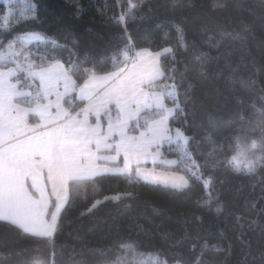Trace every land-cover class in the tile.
I'll return each instance as SVG.
<instances>
[{"label": "trees", "instance_id": "16d2710c", "mask_svg": "<svg viewBox=\"0 0 264 264\" xmlns=\"http://www.w3.org/2000/svg\"><path fill=\"white\" fill-rule=\"evenodd\" d=\"M31 3L35 12L24 15L36 18L17 22L21 5L0 0V17L14 10L11 27L0 29V40L7 44L28 32L56 40L60 47L37 43L31 57L37 63L44 55L102 74L128 64L116 54L129 36L135 45L129 57L139 49L159 52L172 47L174 57L166 54L162 61L167 68L177 69L178 81L183 75L180 100H185V89L188 95L184 113H177L170 126L194 137L190 150L213 183L206 188L192 179L189 187L175 190L135 175L97 177L94 184L100 195L91 186L87 197L73 194L51 241L0 221V264H135L149 253L167 259L168 264H264V167L246 175L227 163L234 154L235 137L258 138L259 130H251L264 119L257 112L264 109V0H144L130 13L128 0ZM122 12L134 17L126 26L115 19ZM236 33L240 39L232 38ZM114 55L119 62L115 67ZM197 56L205 59L197 61ZM74 78L79 84L86 76L76 73ZM165 82L171 83L160 81ZM166 103L172 106L171 101ZM210 118L232 123L213 129ZM208 135L212 142L205 139ZM161 149L164 158H176L167 145ZM153 166L179 171L163 163ZM127 192L132 195L86 211L95 199ZM121 245L133 246L143 257L125 256Z\"/></svg>", "mask_w": 264, "mask_h": 264}, {"label": "snow or ice", "instance_id": "6c2138e0", "mask_svg": "<svg viewBox=\"0 0 264 264\" xmlns=\"http://www.w3.org/2000/svg\"><path fill=\"white\" fill-rule=\"evenodd\" d=\"M5 2L21 5L17 22L36 18L24 15L29 10L35 12L36 5L31 0ZM143 3L144 0H128L129 13ZM13 12L10 8L8 15L0 17V29L11 27ZM129 13L122 12L115 19L126 26L127 20L134 18ZM247 30L245 25L244 31ZM232 38L241 37L236 33ZM36 42L60 47L56 40L35 32L15 36L7 44L0 40V221L34 238L51 241L59 229L62 211L73 194L83 193L87 197L91 186L93 193L99 196L100 190L94 181L106 174H119L129 179L135 175L175 190L189 187L192 179L201 181L206 188L212 185V178L205 177L204 166L190 150L194 137L186 135L181 127L170 126L177 113H184L182 105L187 102L188 95L185 89V100H180L183 75L178 81L177 69L167 68L162 61L166 54L174 57L172 47L155 53L140 49L131 67L125 63L115 71L97 74L95 68H80L76 63L66 64L55 58L48 60L44 55L37 63L30 51V46ZM134 46L129 36L125 47L116 55L127 61L130 59L128 52ZM116 55L113 56L114 67L119 63ZM204 59L196 57L197 61ZM76 73L86 76L83 83L78 84L74 78ZM162 80L171 83H160ZM60 86L63 91L59 90ZM67 97L74 98L66 101ZM77 101L84 107L74 111ZM166 101H171L172 106ZM257 112L264 117V109H257ZM90 117H95L94 124ZM230 123L231 120L209 119L213 129ZM256 130L260 132L256 139H250L247 134L235 137L234 154L227 160L233 171L252 175L258 167H264V119L251 131ZM130 131L138 135H130ZM205 139L212 142L211 135ZM165 145L176 154L175 159L164 158L160 149ZM105 152L114 154L104 155ZM121 155L123 166H110L118 164ZM147 160L175 166L179 171L158 173L155 169H142L139 165ZM131 195L127 192L103 196L95 199L86 211L91 213L104 201ZM121 248L125 256L131 253L133 257H143L131 245H121ZM122 259L124 257H118ZM148 260L154 264H168L167 259L151 253L135 264H148Z\"/></svg>", "mask_w": 264, "mask_h": 264}, {"label": "crops", "instance_id": "0c3cea01", "mask_svg": "<svg viewBox=\"0 0 264 264\" xmlns=\"http://www.w3.org/2000/svg\"><path fill=\"white\" fill-rule=\"evenodd\" d=\"M139 50H140V49H139ZM139 50H136V51L133 52V55H132L131 61H129L128 64H127L129 67H131V65H132V63H133V61H134V59H135V54H136V52L139 51ZM151 52H152V53H155V52H153V51H151ZM102 74H103V73H102ZM82 83H83V82H82ZM59 90H60V91H63L62 86H60ZM73 98H74V97H67L66 100H68V99L71 100V99H73ZM51 99H52V100H55V96H52ZM76 103H78V104L75 105V107H74V109H73L74 111H78L79 108L84 107V104H83V103H81V102H79V101H77ZM68 106H69V105L65 103V107H68ZM112 107L115 108L114 105H113ZM169 107H171V106H169ZM94 118H95V117H94ZM33 122H34V120H33ZM90 122L94 124V123H95V119L92 121V120H91V117H90ZM103 123H104V125H105V127H106L107 121H106V122H103ZM129 134H130V135H138V132H137V133H130V132H129ZM160 150H162V149H160ZM103 154H104V155H111V154H114V153H108V152H105V153H103ZM123 163H124V161H123V156L121 155V156L119 157V162H118V164H113V165H110V166H119V167H122V166H123ZM145 164H147V165H145ZM141 165H142V166L144 165V166H146V167H148V168H150V167H154L152 161H147V162L145 161V162L142 163ZM139 166H140V165H139ZM135 167H136V166L133 165V168H135ZM154 168H156V167H154ZM143 180H144V179H143ZM146 181H147V180H146ZM46 218H48V217H46Z\"/></svg>", "mask_w": 264, "mask_h": 264}, {"label": "rangeland", "instance_id": "374dc122", "mask_svg": "<svg viewBox=\"0 0 264 264\" xmlns=\"http://www.w3.org/2000/svg\"><path fill=\"white\" fill-rule=\"evenodd\" d=\"M28 33H32V32H28ZM35 33H39V32H35ZM24 34H26V33H24ZM39 34H41V33H39ZM42 35V34H41ZM40 43V42H36V43H34V44H32L31 46H30V51L33 53L36 49V47L38 46V44ZM131 58H132V55H131V57H130V59H129V61H131ZM162 151V150H161ZM163 152V151H162ZM165 159H167V158H165ZM169 159V158H168ZM147 161H151V160H147ZM146 161V162H147ZM140 167L142 168V169H146V170H153V169H155V171L156 172H158V173H171V172H173V171H168V170H163V169H160V168H154V167H150V168H148V167H146V166H142V165H140Z\"/></svg>", "mask_w": 264, "mask_h": 264}]
</instances>
